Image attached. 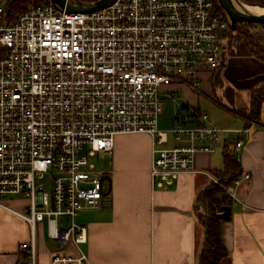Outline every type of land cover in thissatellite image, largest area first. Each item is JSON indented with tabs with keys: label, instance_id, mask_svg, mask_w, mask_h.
I'll list each match as a JSON object with an SVG mask.
<instances>
[{
	"label": "built area",
	"instance_id": "built-area-1",
	"mask_svg": "<svg viewBox=\"0 0 264 264\" xmlns=\"http://www.w3.org/2000/svg\"><path fill=\"white\" fill-rule=\"evenodd\" d=\"M236 34L217 0H116L91 13L50 3L14 20L0 6V205L31 228L19 264H38L36 226L44 222L57 246L51 264H90L75 218L102 210L108 188L87 158L111 153L117 135L154 138L150 176L157 188L193 171L197 153L217 152L231 130L208 125L206 114L198 116L202 124L158 129L162 96L178 84L199 91V73L223 64ZM169 133L175 145L158 148ZM244 179L249 175L226 189L230 197ZM18 194L29 198V215L3 204Z\"/></svg>",
	"mask_w": 264,
	"mask_h": 264
},
{
	"label": "crops",
	"instance_id": "crops-1",
	"mask_svg": "<svg viewBox=\"0 0 264 264\" xmlns=\"http://www.w3.org/2000/svg\"><path fill=\"white\" fill-rule=\"evenodd\" d=\"M255 31L264 45V31ZM261 82L264 62L235 39L223 50V64L217 70L199 73V91L186 84L165 87L162 99L174 100L181 109L176 107L172 123L166 124L163 111L160 131L169 132L181 123L202 124L198 116L208 115L202 103L206 97L226 109L218 119L208 115L207 124L231 132L224 134L216 153H197L194 170L163 188L153 186L150 176L154 138L146 133L115 137L113 151L100 154L104 164L98 172L105 175L108 188L105 206L81 211L75 218L85 232L79 248L90 264H198L205 229L197 222L193 205L213 181V172L223 168L229 144L240 162L241 175L248 174L249 179L240 181L231 197V219L224 224L228 256L221 264H264V125H251L248 118L250 89ZM257 119L264 123V103ZM240 140L244 143L237 149ZM174 145L169 133L158 148ZM3 204L29 215L28 205H20L11 196ZM36 229L38 264H51L57 246L48 237L46 222ZM30 237L28 221L0 205V264H19V246ZM67 251L73 253V246Z\"/></svg>",
	"mask_w": 264,
	"mask_h": 264
},
{
	"label": "trees",
	"instance_id": "trees-1",
	"mask_svg": "<svg viewBox=\"0 0 264 264\" xmlns=\"http://www.w3.org/2000/svg\"><path fill=\"white\" fill-rule=\"evenodd\" d=\"M81 1L93 2L97 0ZM239 1L252 6L264 7V0ZM45 4H50V0H8L4 8L6 16L10 20H14L28 8ZM220 9L223 10L221 7ZM245 26L253 27L255 24H237V36L245 42L253 56L264 62V45L260 43L257 33H251L249 29L243 28ZM262 27L264 28V25ZM250 95L251 111L248 118L249 120H256L264 103V82L251 88ZM230 145L226 146L223 168L213 172L214 178L219 180L222 186L212 181L206 189L197 195L193 205L197 222L205 229V239L197 258L198 264H221L228 256V250L224 243L225 221L219 216V213L224 206H232V199L226 189L231 187L234 179L242 173L239 160L229 150Z\"/></svg>",
	"mask_w": 264,
	"mask_h": 264
},
{
	"label": "water",
	"instance_id": "water-1",
	"mask_svg": "<svg viewBox=\"0 0 264 264\" xmlns=\"http://www.w3.org/2000/svg\"><path fill=\"white\" fill-rule=\"evenodd\" d=\"M220 7L227 14L230 21V25L233 31L236 33V26L239 23H250L256 25H264V14L255 15L243 9L244 6H252L245 4L239 0H217ZM116 0H97L94 2H84L81 0H50V3L60 11L66 13L80 12L91 13L94 11L105 9L113 5ZM242 9H239L237 5ZM264 8V7H262ZM232 208L230 206H224L219 216L225 221H230Z\"/></svg>",
	"mask_w": 264,
	"mask_h": 264
},
{
	"label": "rangeland",
	"instance_id": "rangeland-1",
	"mask_svg": "<svg viewBox=\"0 0 264 264\" xmlns=\"http://www.w3.org/2000/svg\"><path fill=\"white\" fill-rule=\"evenodd\" d=\"M8 0H0V6H5ZM243 28H247L250 30L251 33H257L255 31V29L262 30L264 31V28L262 27V25H256L253 27H243ZM238 34H236V40H241L243 41L241 38H239L237 36ZM258 36V35H257ZM244 42V41H243ZM245 43V42H244ZM202 103H203V108L206 110L207 114L209 115V118L211 119H218L220 117V115L222 114V112H225V108L220 106V104H218L215 101H212L210 99H207L206 97H202ZM162 104H163V124L166 123H172L170 119H172L174 113H176V107H179V109H181V106L177 105L176 102L174 100L170 101V100H163L162 99ZM177 105V106H176ZM163 113V112H162ZM162 116V114H161ZM160 116V118H161ZM258 120V119H256ZM160 121V120H159ZM250 123V122H249ZM183 124V123H181ZM88 164H93L96 167V171H99V166L104 164L103 160L101 159V156L97 155L94 157H88L87 158ZM47 190L50 191L51 190V185L47 186ZM11 197L13 198V200H15V202L19 203L20 205H28L29 204V198H27L25 195L23 194H18V195H11ZM6 204L10 207H20V206H16V204H14V206L11 204V202H6ZM60 220H66L69 221L68 217H62ZM45 223V222H44Z\"/></svg>",
	"mask_w": 264,
	"mask_h": 264
},
{
	"label": "bare ground",
	"instance_id": "bare-ground-1",
	"mask_svg": "<svg viewBox=\"0 0 264 264\" xmlns=\"http://www.w3.org/2000/svg\"><path fill=\"white\" fill-rule=\"evenodd\" d=\"M236 5L239 9H242L240 6H238V4H236ZM243 9H246L247 11H249L250 13L255 14V15L264 14V8H261L258 6H244Z\"/></svg>",
	"mask_w": 264,
	"mask_h": 264
}]
</instances>
